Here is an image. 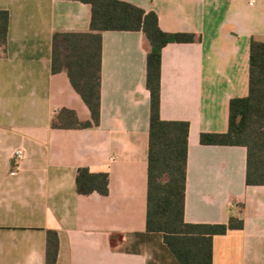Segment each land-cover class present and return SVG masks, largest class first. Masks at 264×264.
<instances>
[{"label": "crops", "instance_id": "0c3cea01", "mask_svg": "<svg viewBox=\"0 0 264 264\" xmlns=\"http://www.w3.org/2000/svg\"><path fill=\"white\" fill-rule=\"evenodd\" d=\"M157 16L165 33L199 41L161 51L160 118L189 124L184 220L243 221L213 238L212 264H264V186H246V149L203 146L228 131L229 103L249 90L252 38L264 42V0H116ZM9 13L0 50V264H178L159 233L146 232L148 43L141 32L101 33L96 128L52 129L61 109L90 113L65 72H51L52 37L89 33L91 9L76 1L0 0ZM16 150L24 157L13 161ZM15 166V170H13ZM80 168L106 173L109 193L80 196Z\"/></svg>", "mask_w": 264, "mask_h": 264}, {"label": "trees", "instance_id": "16d2710c", "mask_svg": "<svg viewBox=\"0 0 264 264\" xmlns=\"http://www.w3.org/2000/svg\"><path fill=\"white\" fill-rule=\"evenodd\" d=\"M89 5V33H56L52 37L51 72H65L71 87L90 113L80 121L74 111L61 109L52 129L96 128L100 118L101 33L141 32L149 46L145 86L149 92V141L147 156L146 232L159 233L178 264H212L215 236L242 230L243 221L231 217L226 224H188L184 220L189 124L160 118L161 51L169 44L199 41L193 34L161 31L157 16L116 0H64ZM9 13L0 10V50L4 52ZM203 146L246 149V186H264V42L254 38L249 48V90L229 103L228 131L201 134ZM15 170V166L13 168ZM106 173L80 168L75 176L80 196L109 193ZM59 248L55 231L46 232L45 264H56Z\"/></svg>", "mask_w": 264, "mask_h": 264}, {"label": "built area", "instance_id": "2783aa9c", "mask_svg": "<svg viewBox=\"0 0 264 264\" xmlns=\"http://www.w3.org/2000/svg\"><path fill=\"white\" fill-rule=\"evenodd\" d=\"M24 157V153L22 150H16L13 154V161L19 162Z\"/></svg>", "mask_w": 264, "mask_h": 264}]
</instances>
